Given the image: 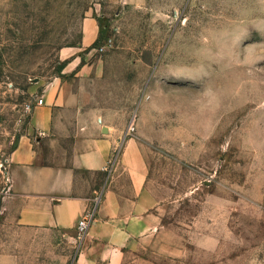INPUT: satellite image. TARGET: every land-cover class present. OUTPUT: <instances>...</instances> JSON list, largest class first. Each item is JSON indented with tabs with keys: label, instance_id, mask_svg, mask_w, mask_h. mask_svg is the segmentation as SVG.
<instances>
[{
	"label": "rangeland",
	"instance_id": "1",
	"mask_svg": "<svg viewBox=\"0 0 264 264\" xmlns=\"http://www.w3.org/2000/svg\"><path fill=\"white\" fill-rule=\"evenodd\" d=\"M90 15L113 74L107 99L130 94L136 119L155 105L141 131L165 231L144 256L264 264V0H0V250H19L3 209L6 154L27 131L39 78L61 74ZM66 237L46 236L37 254L53 258Z\"/></svg>",
	"mask_w": 264,
	"mask_h": 264
},
{
	"label": "crops",
	"instance_id": "2",
	"mask_svg": "<svg viewBox=\"0 0 264 264\" xmlns=\"http://www.w3.org/2000/svg\"><path fill=\"white\" fill-rule=\"evenodd\" d=\"M129 2L134 0H127ZM99 20L87 16L80 44L61 52L60 75L41 76L33 88L28 128L6 154L3 209L16 221L19 250H0V264H169L182 252L163 251L161 263L144 256L164 234L162 204L147 179L143 115L126 136L131 96L115 102L107 56L98 52ZM110 85V84H109ZM136 95V93H134ZM116 103V104H115ZM149 109V110H148ZM135 131V132H136ZM95 207V219L78 239L76 225ZM66 235L48 260L37 254L46 236ZM145 249V250H143ZM144 252V253H143ZM140 255V256H138ZM135 257L134 262L129 263Z\"/></svg>",
	"mask_w": 264,
	"mask_h": 264
},
{
	"label": "built area",
	"instance_id": "3",
	"mask_svg": "<svg viewBox=\"0 0 264 264\" xmlns=\"http://www.w3.org/2000/svg\"><path fill=\"white\" fill-rule=\"evenodd\" d=\"M98 51H104L105 48L104 46H98L97 47ZM38 104H43L44 103V98L39 97L37 99ZM136 131V117L133 116L131 117L127 129H126V136H131L135 133ZM95 219V207H91L86 214L78 220L77 225H76V230H77V237L80 239L88 230L90 225L93 223Z\"/></svg>",
	"mask_w": 264,
	"mask_h": 264
},
{
	"label": "water",
	"instance_id": "4",
	"mask_svg": "<svg viewBox=\"0 0 264 264\" xmlns=\"http://www.w3.org/2000/svg\"><path fill=\"white\" fill-rule=\"evenodd\" d=\"M35 80L38 81V78H36Z\"/></svg>",
	"mask_w": 264,
	"mask_h": 264
},
{
	"label": "trees",
	"instance_id": "5",
	"mask_svg": "<svg viewBox=\"0 0 264 264\" xmlns=\"http://www.w3.org/2000/svg\"><path fill=\"white\" fill-rule=\"evenodd\" d=\"M100 39V38H99Z\"/></svg>",
	"mask_w": 264,
	"mask_h": 264
}]
</instances>
